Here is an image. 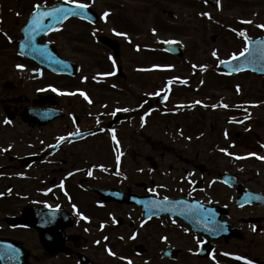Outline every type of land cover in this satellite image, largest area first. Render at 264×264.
Listing matches in <instances>:
<instances>
[{
  "label": "flooded vegetation",
  "instance_id": "flooded-vegetation-1",
  "mask_svg": "<svg viewBox=\"0 0 264 264\" xmlns=\"http://www.w3.org/2000/svg\"><path fill=\"white\" fill-rule=\"evenodd\" d=\"M113 2L120 15L110 35H157L161 27L181 28L185 0ZM193 3L199 8L192 17L209 7L217 29L213 35L246 34L240 36L239 50L247 47L248 38L264 36V28L257 27L264 25V0ZM121 8L133 9L132 21ZM152 12L162 21L145 27L143 19L139 25L137 17ZM120 21H129V27ZM65 26L68 29V21ZM76 40L68 39V31L56 30L41 42L54 46L62 58L83 65L72 56L84 51L73 46L79 43ZM54 62L64 72L17 53L0 63V238L12 240L21 256L28 254L26 264H264V176L242 180L232 160L222 159L228 157V145L192 138L155 143L147 128L131 132L134 143H117L113 131L116 137L122 135L121 123L131 117L134 124L138 112L159 109L163 103L142 93L133 97L137 109H104L88 123L91 103L77 92H88L95 100L90 87H108L98 79L68 75V64L58 57ZM109 67L102 71H112ZM173 130L181 135L179 126ZM186 130L191 133L186 135L200 138L198 128ZM253 131L236 133L251 154L233 162L264 167V159L256 158L264 157V124ZM251 136L258 143H248ZM225 171L235 176V186L220 177ZM99 190L111 193L103 198ZM239 191L254 197L239 206ZM168 198L181 199V205L163 208L154 203ZM27 209L34 212L30 220L35 226L17 222ZM21 256L13 259L19 261Z\"/></svg>",
  "mask_w": 264,
  "mask_h": 264
},
{
  "label": "rangeland",
  "instance_id": "rangeland-1",
  "mask_svg": "<svg viewBox=\"0 0 264 264\" xmlns=\"http://www.w3.org/2000/svg\"><path fill=\"white\" fill-rule=\"evenodd\" d=\"M46 1L49 0H0V63L6 58L9 60L13 58L16 48L14 39L20 35L21 26L28 18L33 2ZM68 1L87 3L101 15L100 22L94 26L71 20L68 22V29L67 27L61 29V32L68 31V39L73 38L79 41V43H73L74 47L84 48L83 53L72 55L84 63V76L93 80L98 75L99 80L103 79L105 82L103 86H109V88L103 86L100 88V85L90 87L89 91L96 100L89 107L92 117L88 119V123L92 122L94 116H98L104 109L114 111L120 106L137 109L138 105L133 98L136 95L146 93L156 97L157 93L161 94L168 90L170 97L163 107L173 110L184 107L185 110L179 111L180 114L174 116H171V113L167 114V111L155 110L154 113L153 110L148 120L141 123L138 117L135 125L132 123V118L128 117L127 123L125 121L119 126L121 131L123 130L122 135L119 136L121 144L128 146L134 143L131 132L138 128H147V134L155 143H184L191 142L192 138V140L201 139V143H217L219 147L228 145L227 150L230 156L222 159L232 160V168L240 171L242 180H255V176H264V167L237 165L233 162V154L245 155L251 152L249 146L243 144L242 139H237L236 133L245 128L253 131L259 123L264 124V79L250 72L230 77H224L219 73L221 71L217 67L218 62L239 51L240 36L217 35V39L213 41V33L217 29L208 18L209 7L204 6L201 9L208 14L206 17L201 16L203 13L199 12L200 9L198 11L200 16L192 17L199 8L193 2L200 3L201 0H185L182 6L181 23L179 22L181 28L175 31L160 26L161 30L157 32V35H110L120 39L124 44L119 61L123 64L127 75L126 80L113 81L106 78L108 71H102L108 69L112 54L99 43V35L83 34L86 32L112 34L120 15L115 3L113 0ZM170 8L177 9L173 6ZM130 9L121 8L122 13L126 17L129 16L132 21L133 9ZM105 12L109 13L106 18ZM157 15L159 16L157 12H152L143 18L138 16L137 22L140 25L141 20L144 19L143 25L151 27L160 20ZM120 23L129 27V21H120ZM80 33L82 35H79ZM235 36H238V39ZM161 41L164 43L175 41L183 45L186 48L185 56L178 58L165 54L161 49L163 44ZM213 52L217 55L213 56ZM151 67L157 68L159 72L146 74L144 71L150 70ZM162 69L165 73L160 72ZM166 77L175 78L177 82L173 85L174 88L166 84ZM182 81L186 82L187 87L191 84V87L179 88L184 85ZM197 101L200 103H196ZM222 104L228 107H221ZM190 105L192 108L189 107ZM251 121L256 123H250ZM178 126L181 129V135L173 130ZM189 126L198 128L201 137L186 135V132L189 133L186 130ZM220 131H223L221 136ZM220 138L222 141H219ZM250 138L248 143L252 145L258 143L254 136ZM217 186L220 188L219 183Z\"/></svg>",
  "mask_w": 264,
  "mask_h": 264
},
{
  "label": "water",
  "instance_id": "water-1",
  "mask_svg": "<svg viewBox=\"0 0 264 264\" xmlns=\"http://www.w3.org/2000/svg\"><path fill=\"white\" fill-rule=\"evenodd\" d=\"M57 10H63V11H57ZM39 12L42 14H46V15L34 16V14H33L31 16V18L29 19L27 25L23 29V31L26 35H25V39L23 41H19V45L22 42H26L27 45L24 47V49H30L31 47H36L35 43L41 35L47 33L51 29L60 25L62 22H64L67 18H69L71 16L81 17V18L87 19V20L92 21V22H96L99 18L98 14L88 7L85 9H78V8H76V5L66 4V3H59V4L52 6V7H40ZM65 12H67V15H65ZM49 13L51 15H47ZM34 21H36V22H34ZM102 41L109 44L111 47H113L116 50L117 54L119 53L118 45L114 40H111L110 38H107V37H102ZM164 48L168 51H172V52L177 53L179 55L183 54V49L181 47L176 46V45L166 44L164 46ZM29 54H32L31 51H29ZM263 59L264 58L262 57V55L259 57H254V58H252L250 63L251 64H254L257 62L258 63H260V62L264 63ZM235 62L233 63V65H235ZM257 64H256V66H258ZM220 66L222 68H224V70H226L227 72L240 70L238 68L229 69L230 65L228 63H222ZM68 70L71 71V69L69 67H68ZM74 72H76V71H74ZM258 72L264 74L263 70L258 71ZM31 224L33 225V223H31ZM0 249H1V245H0ZM10 258L11 257L8 258V256L1 254V252H0V259H1L3 264H14V261L10 260ZM23 259L25 260V256L23 257Z\"/></svg>",
  "mask_w": 264,
  "mask_h": 264
},
{
  "label": "snow or ice",
  "instance_id": "snow-or-ice-1",
  "mask_svg": "<svg viewBox=\"0 0 264 264\" xmlns=\"http://www.w3.org/2000/svg\"><path fill=\"white\" fill-rule=\"evenodd\" d=\"M35 7V9H36V12L34 13V16H43V15H46V14H42V13H40L39 12V8H40V5L39 4H37V5H35L34 6ZM88 7V5L87 4H76V8H78V9H85V8H87ZM57 11H63V10H57ZM47 15H51L50 13L49 14H47ZM65 15H67V12H65ZM109 15V13H107V12H105L104 13V17L106 18L107 16ZM204 15H208L207 13H204ZM209 19H211V17L209 16L208 17ZM34 22H36V21H34ZM241 23H249V24H251L252 23V21H241ZM257 27H261V28H264V25H257ZM153 34H155V33H153ZM239 36H241V37H245V33L244 32H239V33H237ZM6 35V34H5ZM117 35H125V34H121V33H117ZM161 43H164V41H161ZM167 43H175V41H167ZM137 50H139V49H137ZM247 51V48H245V50L244 51H242L241 53H240V56H244L245 55V52ZM212 55L213 56H216L217 54H216V52H213L212 53ZM232 59L233 60H238L239 59V56H235V55H233V57H232ZM221 63H227L226 61H221ZM193 67H196L195 65H193ZM172 83V81H169V84H171ZM184 83H186V82H184ZM54 91H55V89H53ZM238 91H239V89H237ZM75 93H73V95H74ZM80 95L81 96H83L86 100H88V97H87V95L85 94V93H83V92H81L80 93ZM157 95H159V93H157ZM88 102L89 103H91V101L90 100H88ZM196 103H200L199 101H197ZM221 107H224V108H227L228 107V105H226V104H222V105H220ZM124 111H128V109H124ZM5 123L6 124H8V123H11L10 121H5ZM75 134H79V133H74V135ZM227 135V134H226ZM113 140L115 141L116 140V136H115V132L113 131ZM60 140H64V139H66L65 137H60L59 138ZM118 143V142H117ZM262 147H264V145H262ZM8 149H3V151H7ZM221 151H224L223 149H221ZM225 154H228V153H225ZM236 159H243L244 157H240V156H237V157H235ZM257 159H264V157H260V156H257L256 157ZM117 160H119V156H117ZM89 175H91V173H89ZM83 218V217H82ZM101 227H103V225L101 226ZM133 239H135V236H133L132 237ZM105 239H107V237H105ZM97 243H99V241H97ZM109 251V255H115L113 252H111V250H108ZM225 255H227V254H225ZM235 259H237V260H240V259H242L241 257H239V256H236V257H234ZM128 264H132V262L131 261H128ZM245 264H251V262L250 261H245Z\"/></svg>",
  "mask_w": 264,
  "mask_h": 264
}]
</instances>
